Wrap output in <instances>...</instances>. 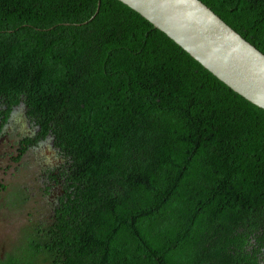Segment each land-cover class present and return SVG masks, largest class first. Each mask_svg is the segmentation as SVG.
<instances>
[{"label":"trees","instance_id":"obj_1","mask_svg":"<svg viewBox=\"0 0 264 264\" xmlns=\"http://www.w3.org/2000/svg\"><path fill=\"white\" fill-rule=\"evenodd\" d=\"M199 1L264 55V0ZM18 106L63 196L4 264H264V110L122 3L0 0Z\"/></svg>","mask_w":264,"mask_h":264},{"label":"water","instance_id":"obj_2","mask_svg":"<svg viewBox=\"0 0 264 264\" xmlns=\"http://www.w3.org/2000/svg\"><path fill=\"white\" fill-rule=\"evenodd\" d=\"M117 1L163 33L234 93L264 110V55L201 1Z\"/></svg>","mask_w":264,"mask_h":264},{"label":"rangeland","instance_id":"obj_3","mask_svg":"<svg viewBox=\"0 0 264 264\" xmlns=\"http://www.w3.org/2000/svg\"><path fill=\"white\" fill-rule=\"evenodd\" d=\"M21 122L18 117L12 120L14 131L23 130ZM8 162L4 161L0 171V185L5 187L4 191L0 190V255L9 253L15 246L21 248L27 238L23 236L30 233L29 226L46 221L51 214L48 199L42 198L40 191L43 184L39 176L42 166L39 153L29 151L19 163Z\"/></svg>","mask_w":264,"mask_h":264},{"label":"flooded vegetation","instance_id":"obj_4","mask_svg":"<svg viewBox=\"0 0 264 264\" xmlns=\"http://www.w3.org/2000/svg\"><path fill=\"white\" fill-rule=\"evenodd\" d=\"M15 117H18L19 122L22 121L21 127L23 130L14 131L12 128V120ZM1 122L2 118H0V171L5 166L6 161L17 164L29 151L39 153L40 158H42L39 176L43 184L40 191L42 198L48 199V208L51 212L53 204L56 205L57 200L63 196V190L57 176L59 168L64 163L62 157L59 155L58 150L54 148L48 136L44 140L26 144L28 138L34 141L36 134L30 121L26 118L25 110L22 106L14 108L3 125ZM12 131L16 133L12 135ZM2 188L5 189L3 185H0V190ZM15 202L18 203L19 200ZM4 257L5 255L2 253L0 255V264H4Z\"/></svg>","mask_w":264,"mask_h":264}]
</instances>
